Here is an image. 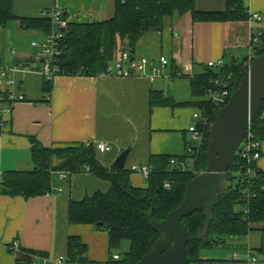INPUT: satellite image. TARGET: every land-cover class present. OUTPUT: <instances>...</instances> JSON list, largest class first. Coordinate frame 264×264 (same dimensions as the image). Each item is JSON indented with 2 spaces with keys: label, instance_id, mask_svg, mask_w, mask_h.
Here are the masks:
<instances>
[{
  "label": "crops",
  "instance_id": "0c3cea01",
  "mask_svg": "<svg viewBox=\"0 0 264 264\" xmlns=\"http://www.w3.org/2000/svg\"><path fill=\"white\" fill-rule=\"evenodd\" d=\"M105 5L108 10L111 5L110 15L105 18L109 19L114 0H14L12 12L20 18H36L42 10L58 7L68 22L89 23L100 21L96 15ZM243 5L247 11L260 14L262 20L205 22L194 20L190 12L175 13L165 19L161 30L142 36L135 50L128 53L136 59H150L153 64H159V57H166L169 64L160 78L149 80L150 65L145 75L129 77L61 74L53 79L48 104L42 103L44 76L22 67L34 61L31 42L44 36L18 20L10 21L14 26L9 22L3 28L9 34H0V63L15 69L13 89L24 100L16 102L4 115L0 180L5 171L34 168L30 137L45 147L106 142L110 150L97 152V159L107 169L127 149L124 167L129 170L135 165H147L151 156L181 155L189 137L191 115L196 111L183 104L195 99L191 79L208 69L219 71L233 64L244 65L248 57L256 56L250 36L259 30L264 33V0H243ZM195 8L204 12L224 11L226 0H196ZM218 59L222 60L220 67L207 65ZM162 97L166 104L160 103ZM256 166L264 170V141ZM58 172L51 171V191L45 195L25 198L0 193V264H16L19 252L29 253L33 264H41L42 258L66 255L71 236L79 237L86 245V257L91 264H105L116 254H110L105 228L68 221L70 201L108 191L109 181L86 170L66 171L63 179ZM130 182L134 187L147 186L146 177L135 172H131ZM13 241L18 242L14 253L9 251ZM227 241L235 244L233 252L242 249L239 260L222 253L193 264H246L247 250L264 246V230H252L244 237H230L226 244Z\"/></svg>",
  "mask_w": 264,
  "mask_h": 264
},
{
  "label": "trees",
  "instance_id": "16d2710c",
  "mask_svg": "<svg viewBox=\"0 0 264 264\" xmlns=\"http://www.w3.org/2000/svg\"><path fill=\"white\" fill-rule=\"evenodd\" d=\"M14 0H0V28L12 20L37 30L43 36L51 32L49 19L45 17H17L12 12ZM196 0H114L113 15L109 19L89 23L68 22L59 40L61 54L54 62L59 75L81 73L86 76L105 74L106 68L121 52H133L142 36L159 31L164 27L165 19L175 13L182 15L190 12L194 20L199 21H245L248 11L243 0H226L224 11H198ZM254 54L263 53L264 33L258 44H252ZM32 61V60H31ZM33 63V62H31ZM26 67L30 64H24ZM247 67L242 63L223 67L219 71L208 69L204 74L191 79V93L194 100L183 103L206 113L213 123L221 105H214L207 97V90L215 79H219L229 90L230 95L237 89ZM53 79L44 77L42 90L43 104L49 103ZM8 87L0 78V133L2 132L1 109L8 106ZM24 100V97L22 101ZM160 103L166 104L162 97ZM180 105V104H179ZM264 101L250 122V130L260 142L264 141ZM203 144L198 152L181 155L151 156L148 164L152 166L146 177L145 188L134 187L130 182L131 170L113 165L104 167L97 159L92 145L75 144L65 147H45L36 138L30 137L31 161L34 168L29 171L10 170L1 174L0 193L7 196L25 198L48 193L51 185V171L80 172L90 171L99 178L109 181L108 191L95 192L79 201H70L68 221L72 224H92L105 228L108 232L110 254L127 243V250L119 253L118 259L112 256L105 264H136L147 254L159 234L149 225L150 220L161 221L183 200L186 184L207 167V146L209 129L206 130ZM184 141V147L186 145ZM172 157L192 158V166L181 170L172 167ZM250 168L254 175L249 176ZM238 174L233 182V174ZM171 183V190L162 185ZM218 204L212 210L208 231L202 239H195L203 226L205 217L202 211H195L182 218L188 232L186 257L188 264L202 263L200 251L205 247L224 246L227 238H241L252 230H264V170L256 166V161L246 162L239 154L227 172L224 183L218 191ZM260 225L261 227H257ZM256 226V227H255ZM11 252V250H9ZM252 251V250H251ZM264 256V246L256 249ZM87 247L79 237L71 236L67 243L68 264H91L86 257ZM253 253V252H252ZM26 253L16 254V264H33Z\"/></svg>",
  "mask_w": 264,
  "mask_h": 264
},
{
  "label": "water",
  "instance_id": "95a60500",
  "mask_svg": "<svg viewBox=\"0 0 264 264\" xmlns=\"http://www.w3.org/2000/svg\"><path fill=\"white\" fill-rule=\"evenodd\" d=\"M263 101L264 47L263 53L253 58L237 89L218 110L209 128L205 171L196 174L186 184L183 200L165 219L148 222L159 238L136 264H188V232L181 220L195 211H202L205 220L195 239L206 236L212 210L218 204V191L224 183V174L233 163L248 124L255 119ZM128 152V149L124 150L116 158L117 167H124Z\"/></svg>",
  "mask_w": 264,
  "mask_h": 264
},
{
  "label": "built area",
  "instance_id": "2783aa9c",
  "mask_svg": "<svg viewBox=\"0 0 264 264\" xmlns=\"http://www.w3.org/2000/svg\"><path fill=\"white\" fill-rule=\"evenodd\" d=\"M249 21H261L262 17L258 13L248 11ZM40 16L49 19L51 25V32L39 40H34L31 42V47L34 50L33 63L29 66L24 67L26 70L36 71L41 73L47 79H54L59 75L58 67L54 65L57 58L61 54V48L59 40L62 36L61 28H65L68 23L67 18L63 14L62 10L58 7H52L47 10H42ZM263 34L261 30L257 31L250 36V44H258L260 42V37ZM254 56L248 57L244 62V66L247 70L250 68ZM159 64H153L152 60L141 57L134 58L127 51L121 52L119 56L113 60L106 68L105 75H112L117 77H129L134 75H145L146 67L150 65L151 74L148 75L150 81H154L162 76L163 70L168 66L169 60L161 56L158 58ZM210 67H220L222 65V60L218 59L216 61H210L207 63ZM15 69L7 66H3L0 63V78L4 80L5 85L10 91L7 99L8 106L1 109L2 121H4V115L8 114L14 104L23 99L22 94L15 92L13 89L14 80L12 75ZM207 97L214 105H225L230 97V92L222 84L219 79H215L211 88L207 90ZM3 96L0 97V101L3 100ZM212 122H210V117L206 113H202L200 110L194 111L191 115V123L188 126L187 131L189 132V138L186 139V145L184 147V152L195 153L198 152L201 145L204 142L206 130L210 128ZM3 125V124H2ZM86 146L92 145L95 147L96 152L104 153L110 150V146L103 141L98 142H85ZM260 147L261 142L258 141L255 135L250 130V123L245 132L244 138L239 145L237 154L241 156L246 162L256 161L260 157ZM192 158H181L172 157L169 161L170 166L176 167L181 170L189 169L192 166ZM132 172L139 173L144 177H147L152 170V166L147 165H135L130 169ZM247 174L253 176L254 172L248 168ZM58 175L60 179H63L66 175V171H59ZM164 190H171V183L165 182L162 185ZM11 252H16L18 250V242L13 241L9 247ZM113 259H118L119 254H113ZM232 260H239V253L234 251L232 254ZM259 260L255 257L250 249L246 252V264H258ZM41 264H68L66 255H59L55 258H42Z\"/></svg>",
  "mask_w": 264,
  "mask_h": 264
},
{
  "label": "rangeland",
  "instance_id": "374dc122",
  "mask_svg": "<svg viewBox=\"0 0 264 264\" xmlns=\"http://www.w3.org/2000/svg\"><path fill=\"white\" fill-rule=\"evenodd\" d=\"M101 9V8H100ZM110 11H111V5H110V8L109 10L106 8V5L97 13L96 15V20H102V19H105L107 18L110 14ZM12 26H14L15 23L13 22H10ZM4 27H1L0 28V34H2V32L6 33V34H9V31H5L3 29ZM30 31V30H29ZM11 32V31H10ZM32 32V30H31ZM39 37V36H38ZM37 39V38H36ZM40 39V38H39ZM38 39V40H39ZM196 111H198L196 109ZM189 138V137H188ZM234 178H233V182H235L237 180V177H238V174H233ZM264 243V242H263ZM228 246H226L225 248H222L221 246H212V247H205L203 248L201 251H200V257L202 259H205V258H214V257H218V255H222V253H226V256L229 255V259L232 258V254H233V250H235V244H233L232 242H228L227 241V244ZM239 250L237 251L240 255H241V248H238ZM127 250V243H124L123 247L119 250H116L114 252L116 253H122V252H125ZM253 254L255 255V257L259 260L258 264H264V256H262L261 254L257 253L256 250H252ZM219 257H225V256H219Z\"/></svg>",
  "mask_w": 264,
  "mask_h": 264
}]
</instances>
